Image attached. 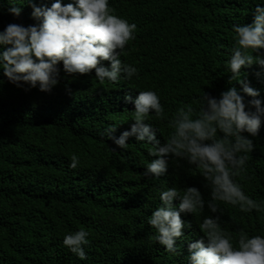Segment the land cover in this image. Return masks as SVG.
Returning a JSON list of instances; mask_svg holds the SVG:
<instances>
[{
    "label": "trees",
    "instance_id": "trees-1",
    "mask_svg": "<svg viewBox=\"0 0 264 264\" xmlns=\"http://www.w3.org/2000/svg\"><path fill=\"white\" fill-rule=\"evenodd\" d=\"M109 3L137 25L121 59L135 64L138 76L101 83L94 70L61 71L50 92L35 87L25 92L0 78V264H183L187 255V241H177L182 251L175 257L153 242L154 229L146 216L159 203V187H201L202 178L179 158L170 161L163 176L145 177L144 164L152 158L145 142L130 136L127 147L120 149L96 130L116 123L113 135L118 136L130 127L133 106L123 95L134 96V88L157 90L169 114L184 104L198 107L202 91L219 95L231 85L239 88L228 80L224 62L233 44L231 25L251 22L250 5L244 0ZM18 6L19 16L0 11V30L9 22L34 23L29 5ZM256 68L242 66L241 75L260 90L264 105V77L253 75ZM145 122L159 127L162 140L169 131L166 120L150 117ZM252 140L246 172L238 179L251 196L264 199V122ZM72 154L80 161L75 169L68 167ZM201 191L207 194L206 188ZM221 206L222 225L229 230L253 233L264 228V217L255 210L241 213ZM181 215L192 221V229L183 231L196 239L198 218ZM80 227L89 232L84 259L62 244L64 233Z\"/></svg>",
    "mask_w": 264,
    "mask_h": 264
},
{
    "label": "clouds",
    "instance_id": "clouds-1",
    "mask_svg": "<svg viewBox=\"0 0 264 264\" xmlns=\"http://www.w3.org/2000/svg\"><path fill=\"white\" fill-rule=\"evenodd\" d=\"M24 3L31 8L34 23L9 22L0 30V78L25 92L34 87L50 92L61 71L67 75L94 70L101 83L138 76L137 66L121 59L125 45L135 39L137 25L118 15L109 0H50L39 4L34 0H0V11L19 16L22 8L18 5ZM244 3L250 5L251 22L231 25L233 44L224 62L230 73L228 80L236 81L239 88L231 85L219 95L202 91L198 107L184 104L171 114L165 111L157 90L134 88V96L129 92L123 95L124 102L133 106L130 127L118 136L113 135L116 123L96 130L99 137L110 139L120 149L127 147L130 136L145 142L147 155L152 157L144 164L145 177L163 176L170 161L179 158L202 178L206 195L195 184L159 187V203L146 216L154 229L152 241L163 246L169 256H181L177 241H187L183 264H264V228L249 233L222 225L221 205L233 206L241 213L255 210L264 217V199L251 196L238 179L246 172L248 154L254 148L252 137L264 122L260 90L241 75L242 66L255 64L258 68L253 75L264 77V0ZM65 91L70 94L67 85ZM150 117L167 121L169 131L163 140L159 127L145 122ZM79 162L72 154L68 167L75 169ZM182 213L191 214L193 220L198 218L196 239H188L183 231L192 229V221L182 219ZM88 237L86 228L80 227L64 233L62 244L84 259Z\"/></svg>",
    "mask_w": 264,
    "mask_h": 264
}]
</instances>
